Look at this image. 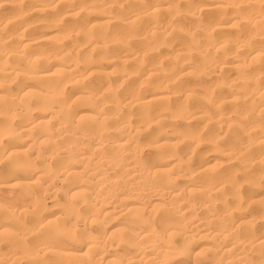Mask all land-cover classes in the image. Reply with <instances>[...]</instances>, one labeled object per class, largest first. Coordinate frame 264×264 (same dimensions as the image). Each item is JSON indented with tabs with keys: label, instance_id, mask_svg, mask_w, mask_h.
Returning a JSON list of instances; mask_svg holds the SVG:
<instances>
[{
	"label": "bare ground",
	"instance_id": "obj_1",
	"mask_svg": "<svg viewBox=\"0 0 264 264\" xmlns=\"http://www.w3.org/2000/svg\"><path fill=\"white\" fill-rule=\"evenodd\" d=\"M24 261L264 264V0H0V264Z\"/></svg>",
	"mask_w": 264,
	"mask_h": 264
},
{
	"label": "rangeland",
	"instance_id": "obj_2",
	"mask_svg": "<svg viewBox=\"0 0 264 264\" xmlns=\"http://www.w3.org/2000/svg\"><path fill=\"white\" fill-rule=\"evenodd\" d=\"M2 247H3V245H1ZM23 264H26V262L24 261V263Z\"/></svg>",
	"mask_w": 264,
	"mask_h": 264
}]
</instances>
